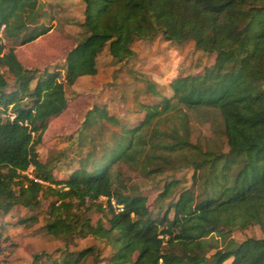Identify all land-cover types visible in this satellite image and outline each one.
Masks as SVG:
<instances>
[{
  "label": "trees",
  "instance_id": "1",
  "mask_svg": "<svg viewBox=\"0 0 264 264\" xmlns=\"http://www.w3.org/2000/svg\"><path fill=\"white\" fill-rule=\"evenodd\" d=\"M81 1L79 39L61 72L23 67L11 45L52 30L44 3L0 0V213L14 206L37 211L45 202L42 229L63 243L56 258L40 252L32 264L42 257L50 264L88 258L98 264L97 248L68 249L88 236L109 247L108 264H264V0ZM157 36L191 41L196 51L214 55L213 64L173 79L168 97L146 81L159 101L140 105L143 118L132 128L105 106H92L76 135L77 167L57 180L55 164L40 161L36 146L47 120L66 107L65 87L95 76L104 50L122 63L135 56V40ZM191 118L210 125L203 144L189 140ZM105 125L117 128L106 140ZM30 166L31 178L24 174ZM121 167L150 179L190 167L191 188L153 217L137 188L128 192ZM178 184L165 179L160 197ZM92 212L101 218L92 222ZM37 222L29 216L16 224ZM250 226H258L262 238L230 237Z\"/></svg>",
  "mask_w": 264,
  "mask_h": 264
},
{
  "label": "rangeland",
  "instance_id": "2",
  "mask_svg": "<svg viewBox=\"0 0 264 264\" xmlns=\"http://www.w3.org/2000/svg\"><path fill=\"white\" fill-rule=\"evenodd\" d=\"M41 1L47 14L45 22L52 24V30L24 46H18L17 43L11 45L23 67L38 71L59 69L62 72L65 55L79 39L78 25L82 21L83 4L81 0ZM132 50L135 56L122 63L114 62L104 50L97 58L95 76L80 77L72 86L65 87L66 107L58 116L47 120L41 141L36 146L40 161L55 164L53 174L57 180L65 179L70 170L77 167L76 135L85 113L92 106H105L121 125L132 128L143 118L140 105H151L159 101V98L147 91L146 81L154 85L162 96L168 97V86L173 79L201 74L214 60L213 54L196 51L191 41L178 44L167 42L160 36L151 41L135 40ZM6 80L11 82V76L6 75ZM189 123L191 143L203 144L205 138L211 137L208 123H199L192 118ZM103 127L104 140L108 139L111 132L117 131V128L108 125ZM32 170L30 168L24 174L32 177ZM120 171L128 192L137 188L140 195L146 198L147 208L153 217L161 216L166 205L180 191L191 188L190 167L167 171L165 175L151 179L127 167H121ZM165 179L178 181L179 184L171 190L169 197L163 199L160 195ZM194 191L197 193L199 190L195 188ZM99 201L103 203L105 199L100 198ZM45 207L46 203L43 202L37 211L14 206L7 214L0 213V264H32L31 257L40 252L48 254L50 259L58 256L56 251L63 248V243L42 229ZM114 208L119 209L117 206ZM29 216L38 219L32 227L25 228L16 224L19 218ZM100 216V213L92 212V222ZM103 222L107 225L106 220ZM230 237L240 242L245 238L260 239L262 233L258 226H250L242 231H232ZM91 246L99 251L98 264H108L111 250L90 236L75 239L68 249L76 251ZM50 259L45 262L42 257L39 264H50ZM84 264H91V258ZM223 264H228V261Z\"/></svg>",
  "mask_w": 264,
  "mask_h": 264
},
{
  "label": "built area",
  "instance_id": "3",
  "mask_svg": "<svg viewBox=\"0 0 264 264\" xmlns=\"http://www.w3.org/2000/svg\"><path fill=\"white\" fill-rule=\"evenodd\" d=\"M30 168L33 169V167L30 166V167L28 168V170H29ZM24 173H25V172H24ZM26 175H27V174H26ZM27 176H28V175H27ZM28 177L31 178V176H28ZM112 204L114 205V202H113V201H112ZM117 207H118L119 209L121 208L120 206H117Z\"/></svg>",
  "mask_w": 264,
  "mask_h": 264
},
{
  "label": "crops",
  "instance_id": "4",
  "mask_svg": "<svg viewBox=\"0 0 264 264\" xmlns=\"http://www.w3.org/2000/svg\"><path fill=\"white\" fill-rule=\"evenodd\" d=\"M89 77V76H88Z\"/></svg>",
  "mask_w": 264,
  "mask_h": 264
}]
</instances>
